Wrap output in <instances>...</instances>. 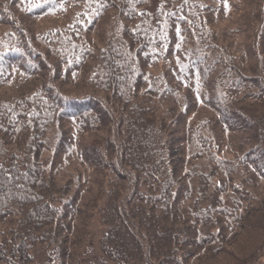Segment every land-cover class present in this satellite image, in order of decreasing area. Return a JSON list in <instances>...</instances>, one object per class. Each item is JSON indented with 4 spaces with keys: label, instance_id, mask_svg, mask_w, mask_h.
<instances>
[{
    "label": "trees",
    "instance_id": "trees-1",
    "mask_svg": "<svg viewBox=\"0 0 264 264\" xmlns=\"http://www.w3.org/2000/svg\"><path fill=\"white\" fill-rule=\"evenodd\" d=\"M263 196L264 0H0V264H264Z\"/></svg>",
    "mask_w": 264,
    "mask_h": 264
},
{
    "label": "rangeland",
    "instance_id": "rangeland-1",
    "mask_svg": "<svg viewBox=\"0 0 264 264\" xmlns=\"http://www.w3.org/2000/svg\"><path fill=\"white\" fill-rule=\"evenodd\" d=\"M219 103H221V102H219ZM246 106H248V109L251 107L250 105H248L247 103H246ZM239 108H241V106H239V105H237L236 106V110L234 111V112H240V109ZM245 111V110H244ZM257 112V111H256ZM241 113V112H240ZM244 114L247 116L246 118L247 119H251V120H258V118L255 116V114L256 113H254L253 115H251L252 114V110H249V111H245L244 112ZM251 115V116H250ZM253 116V117H252ZM250 121V120H249ZM239 122V121H238ZM235 123V122H234ZM241 122H239V124H240ZM246 123V122H245ZM241 126H242V124H240ZM246 127H244V129H245ZM245 130H247V129H245ZM246 133L248 134L249 133V135H252L253 136V134H256V133H261L259 130H257V127H256V125H254V126H249V128H248V131H246ZM259 142V141H258ZM264 197V196H263ZM99 239H100V231L98 230V228H97V226H95L94 227V230H93V233L90 235V251L92 250V252L94 251V252H98V247H99V243H98V241H99ZM245 244L246 245H244V248L243 249H245V250H248V253H252L254 250H255V248H256V246H258L257 244H256V242L252 239V236L251 237H247L246 238V240H245ZM233 256H235V258H237V259H240V255L239 254H237V252H235V253H233ZM226 259H228V261L230 262V261H232V262H236V259H234V258H232V257H229V256H227L226 255Z\"/></svg>",
    "mask_w": 264,
    "mask_h": 264
},
{
    "label": "bare ground",
    "instance_id": "bare-ground-1",
    "mask_svg": "<svg viewBox=\"0 0 264 264\" xmlns=\"http://www.w3.org/2000/svg\"><path fill=\"white\" fill-rule=\"evenodd\" d=\"M94 230V229H93ZM93 230H92V233H93Z\"/></svg>",
    "mask_w": 264,
    "mask_h": 264
}]
</instances>
